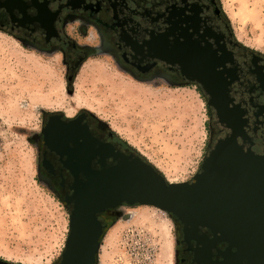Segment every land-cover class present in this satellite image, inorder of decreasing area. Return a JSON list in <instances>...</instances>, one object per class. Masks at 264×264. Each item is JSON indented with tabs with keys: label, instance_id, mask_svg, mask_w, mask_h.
Listing matches in <instances>:
<instances>
[{
	"label": "rangeland",
	"instance_id": "1",
	"mask_svg": "<svg viewBox=\"0 0 264 264\" xmlns=\"http://www.w3.org/2000/svg\"><path fill=\"white\" fill-rule=\"evenodd\" d=\"M218 2L237 41L264 56V0ZM80 111L169 182L192 179L206 155L208 110L194 87L139 81L99 50L66 71L59 52H37L0 31V258L59 263L69 210L40 175L38 135L42 113ZM99 219L106 230L96 264H177L178 233L167 213L121 205Z\"/></svg>",
	"mask_w": 264,
	"mask_h": 264
},
{
	"label": "flooded vegetation",
	"instance_id": "2",
	"mask_svg": "<svg viewBox=\"0 0 264 264\" xmlns=\"http://www.w3.org/2000/svg\"><path fill=\"white\" fill-rule=\"evenodd\" d=\"M0 31L37 52H59L66 71H76L99 50L139 81L156 77L172 87H194L208 110L205 157L226 140L264 152V56L237 41L218 0H0ZM67 122L87 127L97 143L134 152L88 112L42 113L39 172L70 212L73 186L83 174L67 154L74 144L50 137ZM89 166L99 169L98 158ZM169 217L178 233L176 263L197 264L189 245L196 248V239L211 233L200 228L184 235L182 224ZM224 248L217 244L211 259L220 260L217 250ZM0 264L13 263L0 258Z\"/></svg>",
	"mask_w": 264,
	"mask_h": 264
},
{
	"label": "water",
	"instance_id": "3",
	"mask_svg": "<svg viewBox=\"0 0 264 264\" xmlns=\"http://www.w3.org/2000/svg\"><path fill=\"white\" fill-rule=\"evenodd\" d=\"M72 123L50 135L74 144L67 154L83 174L68 202L73 207L58 264H96L104 234L99 215L136 204L173 216L184 235L208 230L211 237H198L196 248L189 245L197 264H264V152L254 154L233 141H220L191 183H174L140 155L97 143L87 127H71ZM96 158L99 169H92L89 165ZM219 243L225 244L217 250L221 259L212 260Z\"/></svg>",
	"mask_w": 264,
	"mask_h": 264
},
{
	"label": "trees",
	"instance_id": "4",
	"mask_svg": "<svg viewBox=\"0 0 264 264\" xmlns=\"http://www.w3.org/2000/svg\"><path fill=\"white\" fill-rule=\"evenodd\" d=\"M146 160V159H145ZM172 220H174V219H172ZM105 230H106V227H104V232H105Z\"/></svg>",
	"mask_w": 264,
	"mask_h": 264
},
{
	"label": "bare ground",
	"instance_id": "5",
	"mask_svg": "<svg viewBox=\"0 0 264 264\" xmlns=\"http://www.w3.org/2000/svg\"><path fill=\"white\" fill-rule=\"evenodd\" d=\"M161 211V210H160Z\"/></svg>",
	"mask_w": 264,
	"mask_h": 264
}]
</instances>
